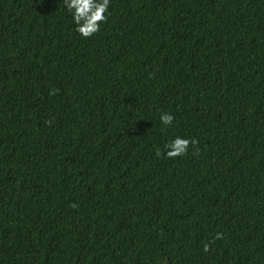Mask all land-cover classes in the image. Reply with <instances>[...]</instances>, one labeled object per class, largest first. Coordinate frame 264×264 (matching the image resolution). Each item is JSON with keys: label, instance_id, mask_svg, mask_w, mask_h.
Returning <instances> with one entry per match:
<instances>
[{"label": "trees", "instance_id": "trees-1", "mask_svg": "<svg viewBox=\"0 0 264 264\" xmlns=\"http://www.w3.org/2000/svg\"><path fill=\"white\" fill-rule=\"evenodd\" d=\"M104 15L0 0V264H264V0Z\"/></svg>", "mask_w": 264, "mask_h": 264}, {"label": "clouds", "instance_id": "clouds-1", "mask_svg": "<svg viewBox=\"0 0 264 264\" xmlns=\"http://www.w3.org/2000/svg\"><path fill=\"white\" fill-rule=\"evenodd\" d=\"M109 0H64L65 9L70 12L75 31L82 37L92 36L99 30L100 22L105 20ZM161 126H168L173 121V115L161 112L158 116ZM195 144L189 138L175 136L164 145V151L157 150L155 155L168 158L183 156L189 150V145Z\"/></svg>", "mask_w": 264, "mask_h": 264}]
</instances>
